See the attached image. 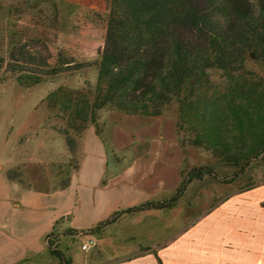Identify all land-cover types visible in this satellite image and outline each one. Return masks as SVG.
<instances>
[{"label":"trees","instance_id":"obj_1","mask_svg":"<svg viewBox=\"0 0 264 264\" xmlns=\"http://www.w3.org/2000/svg\"><path fill=\"white\" fill-rule=\"evenodd\" d=\"M250 63L264 67V0H111L94 62L78 61L66 48L54 53L44 45L34 51L18 43L0 60V69L33 87L65 72L97 67L94 88L61 85L44 98L49 118L63 123L58 130L72 155L89 125L102 133L105 108L158 116L175 104L182 146L209 150L219 163L236 168L227 176L211 165L184 169L173 195L127 209L136 212L170 208L193 181L212 176L231 183L253 163L264 162V80L249 74ZM213 70H221L223 82L214 79ZM17 172H8L9 178L19 177ZM119 212L98 227L117 220ZM48 243L58 264L72 263L54 234Z\"/></svg>","mask_w":264,"mask_h":264},{"label":"crops","instance_id":"obj_2","mask_svg":"<svg viewBox=\"0 0 264 264\" xmlns=\"http://www.w3.org/2000/svg\"><path fill=\"white\" fill-rule=\"evenodd\" d=\"M163 117L105 110L102 133L89 125L75 164L58 169L48 185L9 178L29 160L0 156V264L41 263L51 234L58 243L68 236L94 240L93 254L81 264H159L157 255L163 264H264V182L186 214L183 223L171 216L180 199L170 208L127 212L173 195L181 183L176 120L171 146ZM54 154L29 163L48 169ZM118 211L117 220L98 227Z\"/></svg>","mask_w":264,"mask_h":264},{"label":"rangeland","instance_id":"obj_3","mask_svg":"<svg viewBox=\"0 0 264 264\" xmlns=\"http://www.w3.org/2000/svg\"><path fill=\"white\" fill-rule=\"evenodd\" d=\"M110 1L0 0V60L9 58L10 50L15 44L26 43L34 51L42 49L44 45H48L54 53L59 48H66L78 61L94 62L97 59V48L104 41ZM248 68L251 76L264 80L262 65L250 63ZM212 74L215 80L224 81L221 70H213ZM15 77L12 72L0 69V156L10 153L12 157L36 162L37 158L51 157V152L55 151L52 162L56 164L50 165L48 169L44 164L29 162L15 169L30 184L48 185L58 169L61 170L65 165L67 168L69 161L71 165L75 164L79 150L70 155L64 134L58 130L63 123L49 118L44 98L50 90L61 85L94 88L98 69L93 65L71 73L65 72L33 87L20 85ZM105 110L112 109H103L101 117ZM163 116L161 121L165 133L170 135L166 134L165 141L176 146L177 142L172 135V127L177 119L176 105L172 104ZM178 142L184 154V169L194 165H211L222 176L231 175L236 169L219 163L209 150L195 146L184 147L179 140ZM262 182L264 162L253 163L245 174L231 183H221L212 176H207L202 181L193 182L171 216L183 223L186 214H201L219 204L230 193ZM89 242L90 238L84 235L68 236L59 241L58 247L68 259L81 264L84 255H91L95 250L90 244L88 252L83 251L82 245ZM108 257L102 255V259ZM40 262L39 264H58L59 259L48 252Z\"/></svg>","mask_w":264,"mask_h":264},{"label":"built area","instance_id":"obj_4","mask_svg":"<svg viewBox=\"0 0 264 264\" xmlns=\"http://www.w3.org/2000/svg\"><path fill=\"white\" fill-rule=\"evenodd\" d=\"M94 243V240H90L89 243H86L83 245V249L84 250H88L90 248V244H93Z\"/></svg>","mask_w":264,"mask_h":264}]
</instances>
